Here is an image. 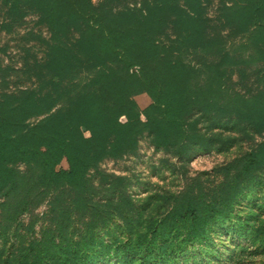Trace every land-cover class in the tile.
<instances>
[{"label": "rangeland", "instance_id": "obj_1", "mask_svg": "<svg viewBox=\"0 0 264 264\" xmlns=\"http://www.w3.org/2000/svg\"><path fill=\"white\" fill-rule=\"evenodd\" d=\"M90 2L122 30L116 51L68 12L50 24L49 0H0V100L75 147L99 131L106 143L77 204L15 165L16 184L0 189V264H264V164L236 161L264 141V116L241 113L246 102L264 107V8L252 17L250 0ZM140 70L169 93L203 84L209 109L187 99L186 120L209 150L177 156L135 128L151 102ZM190 197L197 215L180 219Z\"/></svg>", "mask_w": 264, "mask_h": 264}, {"label": "trees", "instance_id": "obj_2", "mask_svg": "<svg viewBox=\"0 0 264 264\" xmlns=\"http://www.w3.org/2000/svg\"><path fill=\"white\" fill-rule=\"evenodd\" d=\"M263 8L264 0H250L247 6L252 17L260 16ZM65 12L81 19L85 25V34L94 35L99 46L111 51L117 50L122 30L114 25L106 14L94 10L90 0H49L47 17L50 24L62 21ZM256 38L264 39V29L262 35H257ZM136 78L148 92L151 102L144 111L146 121L137 118L135 128L147 129L156 148L173 150L177 156L186 154L196 147L202 150L210 149L209 142H205L206 139H203L202 134L194 132L192 124L186 120L189 100L200 99L199 101H203L204 105L202 110L206 112L209 109L208 104L212 101V97L208 94L201 96L200 89L203 84H196L197 87L193 89L196 91H190L191 94H186L181 89L169 93L159 78L149 76L142 70L136 73ZM245 108L248 111L243 110L241 113L245 111L247 117H253L258 123L263 122L264 107L246 102ZM109 124L113 126L114 120H109ZM214 127L219 126L216 124ZM100 134V131L93 134L86 139L85 144L75 147L71 140L62 131L54 128L48 120L36 123L25 122L19 106L0 100V189L8 192L14 187L17 182L15 165L23 163L35 170L32 183L41 186L44 189L43 193L47 194L54 189L66 187L75 193L69 194L71 204L83 201L91 188L88 172L96 163V157L106 149V143ZM124 137L123 130L117 132L114 145ZM236 161L243 171L262 166L264 141L257 143L252 151ZM113 186V183L109 184L107 191L113 190ZM31 187L27 188V191ZM197 212L198 208L193 197L186 200L183 210L176 208L180 219L187 216L194 217ZM36 262L37 258H32L29 264Z\"/></svg>", "mask_w": 264, "mask_h": 264}]
</instances>
